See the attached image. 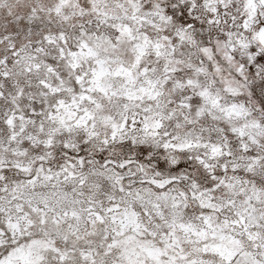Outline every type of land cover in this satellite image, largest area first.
Here are the masks:
<instances>
[{
  "label": "snow or ice",
  "instance_id": "1",
  "mask_svg": "<svg viewBox=\"0 0 264 264\" xmlns=\"http://www.w3.org/2000/svg\"><path fill=\"white\" fill-rule=\"evenodd\" d=\"M0 264H264V0H0Z\"/></svg>",
  "mask_w": 264,
  "mask_h": 264
}]
</instances>
